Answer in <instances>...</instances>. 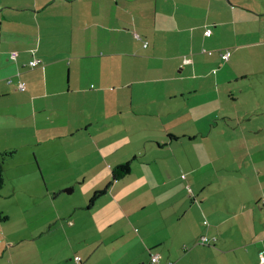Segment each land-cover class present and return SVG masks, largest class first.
<instances>
[{
	"label": "crops",
	"instance_id": "obj_1",
	"mask_svg": "<svg viewBox=\"0 0 264 264\" xmlns=\"http://www.w3.org/2000/svg\"><path fill=\"white\" fill-rule=\"evenodd\" d=\"M240 1L0 0V152L14 151L9 160L20 151L29 155L32 184L14 182L11 194L42 197L50 211L35 228L17 230L0 208L7 216L0 219V264H152L154 254L153 264H232L225 255L259 264L264 250L255 227L233 219L250 211L264 224V121L251 117L264 100L245 96L241 108H232L242 98L231 84L255 92L264 81L234 71L233 54L224 62L222 49L203 55L216 32L205 35L208 18L215 30L230 24L237 36L240 14L219 19L229 2ZM261 43L236 45L234 54ZM32 50L41 62L34 68L27 65ZM235 140L244 152L227 158L226 178L201 188L195 176L184 187L183 170L194 176L213 166ZM126 162L129 173L114 180L113 167ZM5 164L4 189L19 181ZM234 175L239 192L229 197ZM135 191L143 198L136 200ZM181 192L189 206L178 213ZM190 210L210 224L183 220ZM233 225L243 233L227 235L223 228ZM202 236L210 241L201 244ZM36 238L43 242L38 257L13 259L19 243Z\"/></svg>",
	"mask_w": 264,
	"mask_h": 264
},
{
	"label": "rangeland",
	"instance_id": "obj_2",
	"mask_svg": "<svg viewBox=\"0 0 264 264\" xmlns=\"http://www.w3.org/2000/svg\"><path fill=\"white\" fill-rule=\"evenodd\" d=\"M240 2L241 3L229 2L230 4H228L229 6L228 11H225L224 12L225 14L221 16L219 19L220 22L221 21L225 22L232 15L233 13L232 11H234V13L236 14L241 15L238 18L235 17L236 18L235 22H238V24H236L237 29L239 30L236 37H234L231 34L232 29H231L230 24L220 26L218 29L215 30L216 26L214 27V24L211 23L212 22L211 18H208L207 23H209L210 30L212 29L213 31H216V32H215V35L212 37V39L209 41V43L205 47H203L205 50V53H203V55H210L207 52H212V53H215V55H218L219 49H222L223 52H225L226 50H229L230 53L233 54L231 57V60L233 59V62H234L233 64L234 71H236L237 73H240L241 71L242 72L246 71L247 73L250 74V77H248V80H258V81L260 80L263 82L264 81V43H261L260 45L256 47L254 46L250 48L248 46L242 47V49L237 54H234V46L241 45V44L246 45L247 42L249 43L258 38L264 40V0H241ZM225 61H228V60H224V62ZM231 86L234 89L233 94L237 95L238 92H240L241 93L240 96L242 98L241 100L240 99L238 100L237 104L233 103L235 105H233L232 108H234L235 106H236L235 108H241L244 104L245 96L249 97V99H253V97H259V99H262L260 97H263L262 100H264V89H260L259 91L253 92V87L250 84H248V85H244L242 88L243 90L239 91L238 84L236 85L231 84ZM220 106H222V104L221 105L219 104L217 106V110L220 108ZM262 106H264V104H262ZM225 107L230 108V106H227V105H225ZM248 107H253V103H251L250 106ZM209 108L212 109L214 108V106L211 105ZM200 110L202 111L203 109H200ZM217 110L215 107V111ZM253 111L259 112L258 114L251 115V117L254 118L255 122L264 121V108L256 107ZM213 118L215 120L214 122L217 125H219L223 121L221 117L216 116V113L215 115H213ZM235 128H239V127H235ZM215 131H218V130H215ZM234 143L235 144L229 147V150L227 149L228 157L221 158L220 160H217L216 162H214L213 166H211L212 168L210 166H204L200 169L199 171L200 173L196 172V175L194 174V176H191V175L189 176L187 169L183 170V172L181 173L182 174L181 177L184 180L187 179L184 182L185 183L184 187L187 184V181L190 182L195 176H196V179H195L194 185L195 186L199 185L201 188L203 185L205 186L206 183L208 184L209 182H212V184L215 185L216 181H219L220 178H223V177L226 178L227 177L226 172H231V169L223 170L221 169V167H224V164L227 161H229V159L227 160V158H230L231 160V156L234 155L239 160L242 157V154L244 152L243 148H236V146L239 143L237 142V140H235ZM219 147L224 148L222 143L219 144ZM234 149H236V152L232 153ZM28 156H25L24 153L20 151L17 153L16 156H14V158L12 157L13 159L9 160L10 158H8L7 160H5L6 168L8 167V164H11V168L7 170L9 176L10 175L11 177L18 176L19 181L9 180L10 186L9 184H7L6 189L3 188L2 190H0V208L7 211V213L10 216V219L7 221V224L10 226L9 228H15L17 230L29 224H31V226L35 228L36 225L43 223L50 213V211L48 212L47 208H44L46 206L48 207L49 204L45 200H43L42 197H37V196L33 197V195L28 194V192H24V191L21 192V191H18V189L14 190V193L11 194L12 185L14 182L24 183L25 181L26 182L25 184H30V185L32 184L27 174L29 173L30 168L32 167L34 168V165L31 161H29L30 159ZM188 162L189 161L186 158L185 160L183 159L184 165L189 164ZM153 167H154V164H153ZM221 171L224 173H222ZM14 172L15 174L12 175ZM229 180L231 181L230 182L231 184L230 186L227 184L228 186H227L226 191H227V195L230 197L233 192L234 193L237 192L238 194L239 180H238V176L236 175H234ZM216 188H218L216 192L222 191L220 190L221 188L220 186L219 187L216 186ZM186 190L190 192L188 188ZM232 190L233 192L231 193ZM135 193H137L136 194L137 196H135L136 200L137 199L139 200V198H143V194L139 197L138 191H135ZM186 194H187L186 195L187 201H189V196H191V194L189 195L188 192ZM69 196L72 197L74 196V194H70ZM107 196L108 194L104 198L105 201L108 199ZM183 203H184V198H183V193L181 192L179 195L178 202L175 203V206L179 210L178 213L184 208H187L189 206V202L188 204H183ZM251 213L252 212L248 211L244 215L234 218L233 220L236 221L237 223H240V221H243L244 223L248 224L251 228L255 227L254 230L257 232V238L260 239L261 248L264 250V224L260 222L258 219H255L254 215H252ZM180 214L182 215V213ZM189 218L192 219V222H194V224L197 223L204 227L207 226V224H210V220L208 217H205L203 215L198 217L197 212L193 210L187 211L183 220H186ZM237 228H240L243 233L244 227L242 228L240 225L239 227L236 225L235 226L233 225V227L230 230L228 229V226H226L223 229L224 231H226V233L227 231H230V232L233 231L235 235H237L238 233L241 232ZM251 228L248 229V232H251ZM35 230H36L35 233L39 235L40 230L39 229H35ZM41 240H42L41 238H36L33 241L24 240L21 243H19L18 244L19 246L15 248L14 250H12L13 259H15L16 261H19L25 255L27 256L31 255L32 257L33 256L38 257L39 251L41 250L43 246V242ZM227 248H230V247H227ZM228 257L232 259V264H239V260H234V256H227V255L223 257L224 263L228 261Z\"/></svg>",
	"mask_w": 264,
	"mask_h": 264
},
{
	"label": "built area",
	"instance_id": "obj_3",
	"mask_svg": "<svg viewBox=\"0 0 264 264\" xmlns=\"http://www.w3.org/2000/svg\"><path fill=\"white\" fill-rule=\"evenodd\" d=\"M210 29H207L204 33H205V35L206 36H209L210 35ZM137 39H139V40H141L142 38H141V36L140 35H138V34H135L134 35ZM143 41V40H142ZM147 44H148V41H143V43H142V45H143V47H146L147 46ZM32 52V57L30 58V60L27 62V65L30 67V68H34V67H38L39 65H40V60L39 59H37V57H35L34 55V50H32L31 51ZM208 53H210V52H208ZM17 55H18V51H16V50H14V51H11L9 54H8V56H9V58L12 60V59H16V57H17ZM230 55H231V53H230V51L229 50H226L225 52H223V53H221V57H222V59H224V60H228L229 58H230ZM191 61V59H189L188 57H185L184 58V60H183V62H185V63H189ZM9 82H11V80H8ZM24 85H25V83L24 82H22V81H19L18 82V84L16 85V87H17V89H19V90H21V91H23L24 90ZM188 188V187H187ZM204 223H206V222H204ZM210 240H209V237L208 236H202L201 237V241H200V243L201 244H206V243H208ZM158 255L159 254H154V255H150V262L153 264V263H155L156 261H157V258H158ZM257 256H258V258H257V260H258V263L259 264H264V251H261V252H259L258 254H257ZM74 259L76 260V262L78 263V262H80V257L79 256H74ZM169 264H171V263H169Z\"/></svg>",
	"mask_w": 264,
	"mask_h": 264
},
{
	"label": "trees",
	"instance_id": "obj_4",
	"mask_svg": "<svg viewBox=\"0 0 264 264\" xmlns=\"http://www.w3.org/2000/svg\"><path fill=\"white\" fill-rule=\"evenodd\" d=\"M14 154V151H2L0 152V190H2L4 188L5 182H4V161L7 160L9 157H11ZM129 162L126 163H120L118 165H116L115 167H113L112 169V177L114 180L122 178L123 176L125 177L130 169H129ZM104 189L95 192L94 194H92V197L90 199V203L94 202L99 195H101L102 193H104ZM0 219L2 221L7 220V216L3 215L0 212ZM79 263V262H78Z\"/></svg>",
	"mask_w": 264,
	"mask_h": 264
},
{
	"label": "water",
	"instance_id": "obj_5",
	"mask_svg": "<svg viewBox=\"0 0 264 264\" xmlns=\"http://www.w3.org/2000/svg\"><path fill=\"white\" fill-rule=\"evenodd\" d=\"M70 190H65V192H69Z\"/></svg>",
	"mask_w": 264,
	"mask_h": 264
}]
</instances>
